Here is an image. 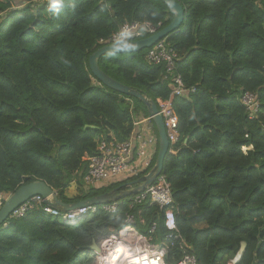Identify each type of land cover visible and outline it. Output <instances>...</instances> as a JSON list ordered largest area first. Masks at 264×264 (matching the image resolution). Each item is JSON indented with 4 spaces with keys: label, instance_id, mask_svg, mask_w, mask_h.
<instances>
[{
    "label": "trees",
    "instance_id": "1",
    "mask_svg": "<svg viewBox=\"0 0 264 264\" xmlns=\"http://www.w3.org/2000/svg\"><path fill=\"white\" fill-rule=\"evenodd\" d=\"M174 1L183 22L164 40L177 55L176 74L195 90L172 99L178 141L163 169L178 232L196 264H229L241 243L236 264H264V0ZM64 3L54 14L37 0H0V208L36 181L68 204L127 185L82 186L84 158L98 143L125 142L134 119L148 117L141 101L101 85L88 58L123 25L163 29L174 13L160 0ZM146 53L106 54L97 64L156 104L174 86ZM243 93L257 96L252 119L240 103ZM152 129L157 136L153 123ZM72 185L77 193L68 196ZM127 200L115 215L98 210L64 224L31 212L1 226L0 264H95L87 248L120 228ZM153 209L143 208L148 221ZM164 234L159 224L157 235Z\"/></svg>",
    "mask_w": 264,
    "mask_h": 264
},
{
    "label": "built area",
    "instance_id": "2",
    "mask_svg": "<svg viewBox=\"0 0 264 264\" xmlns=\"http://www.w3.org/2000/svg\"><path fill=\"white\" fill-rule=\"evenodd\" d=\"M46 3L50 0H37ZM162 29V24L132 23L123 25L118 32L110 36L103 44L105 46L127 43L148 38ZM126 33V35H124ZM146 60L151 65H164V79H171L173 90L168 100H157L156 106L161 116L166 136L171 147L178 141V118L172 108V99L193 93L187 89L180 75L175 72L177 55L168 48L165 40L159 41L147 50ZM240 103L252 119L258 109V99L255 94L243 93ZM151 118H135L133 129L125 142L103 140L97 145L95 155L84 158L86 171L81 178L83 189L98 188L116 182H133L146 176L154 165L158 151V138L152 129ZM244 152L246 149L243 150ZM132 186H122L120 190ZM122 204L121 200L88 206L73 212H61L44 205V200L33 197L14 210L2 225L19 219L31 212H40L53 219H59L64 224L81 220L101 210L115 215ZM125 205L128 212L119 229L98 244L99 252L95 253V264H196L195 257L189 253V246L178 232L176 212L173 207L172 192L167 177L162 173L143 191L128 197ZM154 208L149 213V221L143 216V208ZM134 209L136 211L134 212ZM159 224L165 229L161 237L157 235ZM235 260L229 264H235Z\"/></svg>",
    "mask_w": 264,
    "mask_h": 264
},
{
    "label": "water",
    "instance_id": "3",
    "mask_svg": "<svg viewBox=\"0 0 264 264\" xmlns=\"http://www.w3.org/2000/svg\"><path fill=\"white\" fill-rule=\"evenodd\" d=\"M164 3L173 13L174 18L170 24L158 31L156 34L137 41H131L136 45L134 50L130 51H117V54L139 52L144 49H150L159 41L164 40L170 33L176 31L183 22L184 10L183 8L174 0H160ZM129 43V42H127ZM113 45L103 46L91 54L88 58V66L93 77L103 86L110 90H113L119 94L135 98L141 101L146 107L147 114L151 118V121L156 129L158 138V151L155 163L149 173L129 184L127 186H132L127 190H120L117 188L114 191L107 192L98 196L88 198L86 200L68 204L61 202L54 190L47 186L44 182L36 181L30 184L24 185L17 189L14 193L8 196L0 208V227L4 224L10 214L16 210L18 207L23 205L25 202L33 197L39 196L44 200V205L49 206L53 209L59 210L61 212H73L78 209H82L88 206H99L102 204H108L110 202H115L117 200H122L136 194L137 192L143 191L147 186L152 184L157 177L163 173L164 161L167 154H169V142L166 136V131L161 116L158 114L157 106L155 102L151 99L146 98L141 93L136 90L124 86L119 82L113 80L104 72H102L97 64L98 59L106 54H109L114 50ZM246 247L245 243H241L240 250L235 257V262L237 263ZM88 251L92 253H98L99 248L96 242H92V245L87 248ZM235 263V264H236Z\"/></svg>",
    "mask_w": 264,
    "mask_h": 264
},
{
    "label": "clouds",
    "instance_id": "4",
    "mask_svg": "<svg viewBox=\"0 0 264 264\" xmlns=\"http://www.w3.org/2000/svg\"><path fill=\"white\" fill-rule=\"evenodd\" d=\"M70 7H72L74 9V5H69ZM65 7V3L64 0H50V4H49V11L54 13V14H58L60 12V10L62 8ZM126 35V33L124 34ZM136 47L135 44L133 43H121L118 42L115 46H114V50L112 52L109 53L110 56H114L117 54V51H130V50H134V48Z\"/></svg>",
    "mask_w": 264,
    "mask_h": 264
},
{
    "label": "rangeland",
    "instance_id": "5",
    "mask_svg": "<svg viewBox=\"0 0 264 264\" xmlns=\"http://www.w3.org/2000/svg\"><path fill=\"white\" fill-rule=\"evenodd\" d=\"M140 119L141 118H143L142 116L141 117H139ZM152 125V124H151ZM68 192L69 193H77V189H75V186L74 185H72L71 187H70V189H68ZM8 198V197H7Z\"/></svg>",
    "mask_w": 264,
    "mask_h": 264
},
{
    "label": "crops",
    "instance_id": "6",
    "mask_svg": "<svg viewBox=\"0 0 264 264\" xmlns=\"http://www.w3.org/2000/svg\"><path fill=\"white\" fill-rule=\"evenodd\" d=\"M74 193H68V196H72Z\"/></svg>",
    "mask_w": 264,
    "mask_h": 264
}]
</instances>
